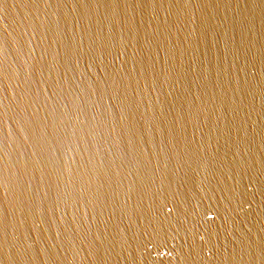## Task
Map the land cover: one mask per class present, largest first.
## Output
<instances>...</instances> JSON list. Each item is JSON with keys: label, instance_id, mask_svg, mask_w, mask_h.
I'll list each match as a JSON object with an SVG mask.
<instances>
[{"label": "water", "instance_id": "water-1", "mask_svg": "<svg viewBox=\"0 0 264 264\" xmlns=\"http://www.w3.org/2000/svg\"><path fill=\"white\" fill-rule=\"evenodd\" d=\"M0 264H264V0H0Z\"/></svg>", "mask_w": 264, "mask_h": 264}]
</instances>
